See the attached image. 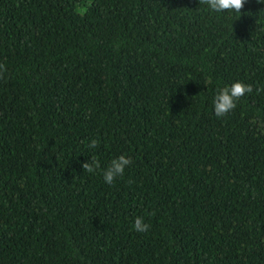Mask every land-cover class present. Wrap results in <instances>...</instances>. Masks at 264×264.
Wrapping results in <instances>:
<instances>
[{"label": "trees", "instance_id": "1", "mask_svg": "<svg viewBox=\"0 0 264 264\" xmlns=\"http://www.w3.org/2000/svg\"><path fill=\"white\" fill-rule=\"evenodd\" d=\"M240 13L0 0V264H264V4Z\"/></svg>", "mask_w": 264, "mask_h": 264}, {"label": "clouds", "instance_id": "2", "mask_svg": "<svg viewBox=\"0 0 264 264\" xmlns=\"http://www.w3.org/2000/svg\"><path fill=\"white\" fill-rule=\"evenodd\" d=\"M246 0H199V3L204 6L210 14H230L240 13ZM258 3L264 4V0H257ZM241 14V13H240ZM253 91L250 84L241 81L233 82L223 87H217L211 100L214 114L217 118H224L237 107L239 99L245 94H250ZM96 142L93 141L90 147L95 148ZM132 163V160L127 155L121 154L114 157L103 171V181L111 185L117 177H122L125 170ZM100 168V164L96 159H90L83 164V169L88 173H95ZM132 227L137 232H145L149 225L145 223L144 217L137 216L134 219Z\"/></svg>", "mask_w": 264, "mask_h": 264}]
</instances>
